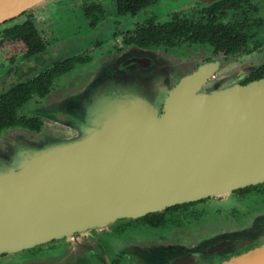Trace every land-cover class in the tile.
<instances>
[{
	"label": "water",
	"instance_id": "95a60500",
	"mask_svg": "<svg viewBox=\"0 0 264 264\" xmlns=\"http://www.w3.org/2000/svg\"><path fill=\"white\" fill-rule=\"evenodd\" d=\"M55 1L0 0V24ZM142 57L134 50L102 63L98 74L122 70L124 82L95 120L60 112L37 135L0 139V254L264 181V78L222 83L201 69L181 71L171 83L163 76L166 57ZM140 72L156 88L149 98ZM245 233L201 237L204 264ZM91 248L18 263L111 264L104 250L92 260ZM139 254L135 264H147L149 254ZM224 264H264V246Z\"/></svg>",
	"mask_w": 264,
	"mask_h": 264
},
{
	"label": "flooded vegetation",
	"instance_id": "af4514ba",
	"mask_svg": "<svg viewBox=\"0 0 264 264\" xmlns=\"http://www.w3.org/2000/svg\"><path fill=\"white\" fill-rule=\"evenodd\" d=\"M41 9L0 24V139L55 125L60 112L68 113L59 103L63 94L90 84L102 63L119 53L140 51L148 61L166 56V77L204 69L237 85L264 78V0H56ZM228 196L221 204L211 201L217 195L176 203L74 237L102 245L111 264H135L122 248L140 240L148 245L147 264H204L208 248L201 237L245 229L227 251L209 254V264H224L264 246V181ZM72 240L4 252L0 260L16 253L34 257L49 242L60 255L75 247ZM95 252L89 249L90 258Z\"/></svg>",
	"mask_w": 264,
	"mask_h": 264
},
{
	"label": "rangeland",
	"instance_id": "374dc122",
	"mask_svg": "<svg viewBox=\"0 0 264 264\" xmlns=\"http://www.w3.org/2000/svg\"><path fill=\"white\" fill-rule=\"evenodd\" d=\"M64 2H66V1H64ZM48 7H53V3H47L40 8H42L41 10H43V9H47ZM68 16H70V13L68 14ZM119 55H120V53L115 54V55H111L108 57V59H109V61H114L115 57H118ZM171 64H172V61H171ZM169 66H171V65H170V61L168 60L166 63V67H169ZM121 71L122 70L117 69L115 71H111L110 74L108 72L98 74L99 76L98 75L95 76V78L92 80V82L90 84H88V85L87 84L86 85L81 84L82 86H79L80 89H78L74 92L69 90L71 92L64 93L63 98L59 99L60 106L63 107L61 109L70 112L71 114H73L75 117H77L81 121H83L84 119H90V118H91L90 121L95 120L98 117V114L102 111V109H105V107H103V105H105V101L107 100L108 96L112 95V94H108V93H110V92L115 93V90H116L115 87L118 86L120 84V82L121 83L124 82V79L119 78V75H118V73ZM140 73H141L142 77L140 79H138L137 82L139 84H146V85H143V87L141 88V91L143 93H146L148 95V98H149V96L152 95L150 93L151 90L156 89V88L152 85L153 83L151 80L150 73H149V75H146V72H140ZM163 76H164V74H163ZM167 78L170 79L171 83H174V82L176 83L177 79L180 78V76L177 75V76L167 77ZM216 80L220 81L222 83H226L223 80H218V79H216ZM108 87H110V88H108ZM71 88H73V86L69 87V89H71ZM98 109L100 110V112ZM87 110L89 111L88 115H86V113H85V111H87ZM74 123L76 125L80 124L77 122H74ZM35 135H37V134H35ZM31 136H34V135H31ZM230 197L231 196H228V194H225V195L219 196L216 199H211V201L212 202H219V204H221V202L226 201V199H230ZM108 227L109 226L104 227V228H99V229H108ZM89 232L90 231L85 232V233H89ZM85 233H83V234H85ZM243 235L244 234H240L238 236L241 237ZM68 239H73L72 241H74V243H75L74 248H77V249H76V251H74V248H69V249H67V251L72 250L74 252H77V251L83 249V245L88 244V246L90 245L93 248L94 245L96 244V241H93V240L88 239V238L83 237V236H81L79 238L72 237V238H68ZM78 243H81L82 245H77ZM134 243H136V244L135 245L131 244L130 248L124 247V249L122 248V250L126 251V253H128L129 256H133L136 260L142 261L144 259L143 255H141L139 253H146V251L148 250V248H147L148 245L145 243V241H141V240L136 241ZM100 246L95 247V250L97 252L98 251L101 252L102 250L106 251V249L103 248L102 245H100ZM54 247H55V242H49L47 244H44V245H42L41 254H39V255L37 254L34 257L33 256H27L28 253H25V255L22 257H18L17 256L18 253H16L15 255L9 254L7 257H3L0 260V264H19L18 262H21V261L26 260V259H33L36 257H46V258H50V256H53L56 258L61 257L60 255L64 254V252L60 255H57L56 253L51 252V251H53L52 248H54ZM67 251H65V252H67ZM31 254H34V253H31ZM25 256H27V257H25ZM96 258H97V256H96ZM91 259L94 260V258H91Z\"/></svg>",
	"mask_w": 264,
	"mask_h": 264
}]
</instances>
